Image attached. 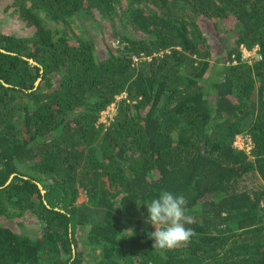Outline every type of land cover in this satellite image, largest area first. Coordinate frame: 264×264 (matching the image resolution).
<instances>
[{
  "label": "trees",
  "instance_id": "1",
  "mask_svg": "<svg viewBox=\"0 0 264 264\" xmlns=\"http://www.w3.org/2000/svg\"><path fill=\"white\" fill-rule=\"evenodd\" d=\"M2 10L29 32L0 31V219L31 214L40 234L0 220V264H264V0ZM202 20L230 31L225 57ZM163 190L187 198L196 233L171 250L146 222Z\"/></svg>",
  "mask_w": 264,
  "mask_h": 264
},
{
  "label": "clouds",
  "instance_id": "2",
  "mask_svg": "<svg viewBox=\"0 0 264 264\" xmlns=\"http://www.w3.org/2000/svg\"><path fill=\"white\" fill-rule=\"evenodd\" d=\"M187 204V198L183 194L176 195L171 191L163 190L158 198L152 199L146 205L148 211L146 222L151 223L155 228L151 232V237L154 239L153 247L171 250L187 245L196 235L194 229L185 226L193 222L192 218L186 215Z\"/></svg>",
  "mask_w": 264,
  "mask_h": 264
},
{
  "label": "rangeland",
  "instance_id": "3",
  "mask_svg": "<svg viewBox=\"0 0 264 264\" xmlns=\"http://www.w3.org/2000/svg\"><path fill=\"white\" fill-rule=\"evenodd\" d=\"M4 6V0H0V31H10L15 32L16 34H24L25 32H29L26 25H24L23 21H20L17 19L16 15L13 12H10L9 10L3 11L2 8ZM91 17L88 15L87 18L84 19V24L88 26L90 29H95L94 26L91 25L90 22ZM105 28L103 31H106L108 36V39L110 43H112L114 46L117 44L118 40L112 35L111 33V27L109 25V21H106ZM51 24V23H50ZM202 28L204 30V34L207 36L208 41L211 45V52L212 57L221 56L225 57L226 52L222 49V47L225 45L226 42L229 41L231 38L230 31H225L222 27H211L210 25H206L204 20L201 21ZM100 28V26L96 27V30ZM89 29V30H90ZM93 31V35L96 37L97 41V47L101 48L99 46H104V41L102 39V36L99 31ZM242 54L243 57L247 61H252L256 56V48L252 49H245L242 48ZM111 107V106H110ZM111 114V111L109 112ZM79 201L86 199L85 192H82L79 195ZM1 220V219H0ZM21 220L23 222L20 223L21 225H17V220L15 218L8 217L4 220H1L5 224L12 225L14 227H18L22 232L29 233L33 236H36L39 233V225L37 223V219L31 215V214H25L21 217ZM78 235H81L82 230L78 229Z\"/></svg>",
  "mask_w": 264,
  "mask_h": 264
},
{
  "label": "built area",
  "instance_id": "4",
  "mask_svg": "<svg viewBox=\"0 0 264 264\" xmlns=\"http://www.w3.org/2000/svg\"><path fill=\"white\" fill-rule=\"evenodd\" d=\"M108 117H111V115L109 114L108 110L105 109L101 112V114L98 118V121H102V122L107 124L108 123ZM234 144L238 148L249 149L252 143H251V139L247 133H238L235 136ZM261 206L264 208V201H261Z\"/></svg>",
  "mask_w": 264,
  "mask_h": 264
}]
</instances>
